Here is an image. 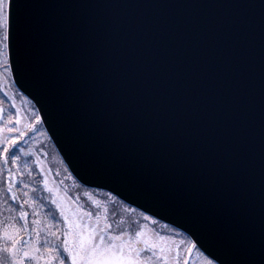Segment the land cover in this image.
<instances>
[{
	"label": "water",
	"instance_id": "water-1",
	"mask_svg": "<svg viewBox=\"0 0 264 264\" xmlns=\"http://www.w3.org/2000/svg\"><path fill=\"white\" fill-rule=\"evenodd\" d=\"M7 51L80 185L264 264V0H8Z\"/></svg>",
	"mask_w": 264,
	"mask_h": 264
},
{
	"label": "rangeland",
	"instance_id": "rangeland-1",
	"mask_svg": "<svg viewBox=\"0 0 264 264\" xmlns=\"http://www.w3.org/2000/svg\"><path fill=\"white\" fill-rule=\"evenodd\" d=\"M8 66L0 72V264H215L184 233L80 185Z\"/></svg>",
	"mask_w": 264,
	"mask_h": 264
},
{
	"label": "flooded vegetation",
	"instance_id": "flooded-vegetation-1",
	"mask_svg": "<svg viewBox=\"0 0 264 264\" xmlns=\"http://www.w3.org/2000/svg\"><path fill=\"white\" fill-rule=\"evenodd\" d=\"M7 4H8V0H0V72L4 71V67H6L7 63L9 65V61L7 59L8 51H7V46H6ZM8 68L10 70V66H8ZM16 244H17L16 249L18 250L17 253L19 252L21 258L24 259L22 254L26 253L25 250H27V247H23L22 240H20V242H16ZM26 261H28L27 258H26Z\"/></svg>",
	"mask_w": 264,
	"mask_h": 264
},
{
	"label": "bare ground",
	"instance_id": "bare-ground-1",
	"mask_svg": "<svg viewBox=\"0 0 264 264\" xmlns=\"http://www.w3.org/2000/svg\"><path fill=\"white\" fill-rule=\"evenodd\" d=\"M36 109V108H35ZM37 111V110H36ZM38 114V113H37ZM38 117H39V115H38ZM40 119V118H39ZM41 122V121H40ZM41 125H42V123H41ZM43 127V126H42ZM44 129V128H43ZM54 146V145H53ZM55 148V147H54ZM56 150V149H55ZM57 152V151H56ZM92 190H96V189H92ZM98 191H100V190H98ZM105 192V191H104ZM109 194V193H108ZM147 216V215H146ZM149 217V216H148ZM164 224V223H163ZM196 247V246H195ZM197 248V247H196ZM204 255V254H203Z\"/></svg>",
	"mask_w": 264,
	"mask_h": 264
},
{
	"label": "trees",
	"instance_id": "trees-1",
	"mask_svg": "<svg viewBox=\"0 0 264 264\" xmlns=\"http://www.w3.org/2000/svg\"><path fill=\"white\" fill-rule=\"evenodd\" d=\"M65 261H66V259H65Z\"/></svg>",
	"mask_w": 264,
	"mask_h": 264
}]
</instances>
